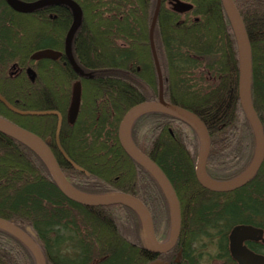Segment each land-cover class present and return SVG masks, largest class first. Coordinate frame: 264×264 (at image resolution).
<instances>
[{"label": "trees", "instance_id": "1", "mask_svg": "<svg viewBox=\"0 0 264 264\" xmlns=\"http://www.w3.org/2000/svg\"><path fill=\"white\" fill-rule=\"evenodd\" d=\"M72 1L82 11L71 46L75 70L68 64L61 68L71 24L66 8L19 14L0 0V63L5 64L0 95L20 110L57 109L64 119L58 140L66 159L54 145L55 118L21 116L1 103L0 118L43 141L50 139L48 146L62 174L77 191L91 196L126 194L140 200L159 241H165L170 215L163 192L117 140L126 112L158 98V73L149 42L155 0ZM182 1L194 5L185 16L167 9L161 0L152 34L164 100L193 113L205 126L210 141L208 178L232 181L246 171L254 154L252 129L237 98L234 36L220 0ZM232 1L248 36L250 99L264 130V0ZM43 50L60 53V62L39 61L36 81L30 84L26 66L33 63L32 54ZM13 62L20 66L16 76L9 75ZM76 84L81 87L80 106L69 124L65 116ZM130 137L164 173L180 204V234L168 254L147 250L134 210L85 207L68 200L37 155L1 134L0 219L35 240L46 264H150L159 258L166 264H192L194 245L204 249L215 238L224 257L226 235L233 225L264 229V160L246 186L217 194L197 183L198 139L179 120L163 113L142 114L132 122ZM0 264H35V260L22 243L0 231Z\"/></svg>", "mask_w": 264, "mask_h": 264}, {"label": "water", "instance_id": "2", "mask_svg": "<svg viewBox=\"0 0 264 264\" xmlns=\"http://www.w3.org/2000/svg\"><path fill=\"white\" fill-rule=\"evenodd\" d=\"M4 2L12 11L19 14H32L44 8L53 6L67 7L71 13V24L64 39V55L70 66L74 70L76 69V63L72 55L71 46L75 33L79 29L82 22V11L75 2H73L72 0H36L33 2H24L21 0H4ZM220 2L229 21L236 44L238 102L247 122L252 129L254 137V154L252 161L246 171L232 181L220 183L210 180L205 172V165L210 149L209 136L205 126L193 113L164 101L162 95L161 75L152 45V32L155 26L160 0H158L157 2V6L155 8L149 30L150 48L159 78L158 100L155 102H143L129 109L120 121L117 129V140L123 152L134 163L147 171L150 176L156 181L163 192L168 205L171 222L169 238L165 243L161 244L156 241L149 212L138 199L126 194L91 196L77 191L66 181L65 177L60 171L54 155L48 147V140L43 141L35 134L0 119V134L16 141L17 143L37 155L47 168L57 189L68 200L85 207L126 206L134 210L139 216L143 226L145 246L149 252L155 255L166 254L174 248L180 233V207L176 194L164 173L154 162H152L148 157L142 154L135 147L131 140L130 127L132 122L137 117L145 113H163L179 120L193 130V132L197 136L199 143L198 156L196 159L194 170L195 178L198 184L207 191L214 193H229L244 187L245 185L250 183L251 180H253V178L256 176L264 160L263 127L250 99L251 57L248 36L243 21L236 7L234 6L233 1L220 0ZM56 56L57 54L53 51L43 50L34 53L31 56V59H55ZM26 73L29 80L33 82L35 73L31 69H27ZM80 94V84H76L72 90L71 104L67 115V119L70 124H73L77 118L80 105ZM0 103H2L11 112L18 115L38 117L56 115L57 123L55 143L59 148L58 136L61 126V118L58 114H56L55 112L19 111L8 104L1 96ZM59 151L63 154L60 148ZM71 164L74 168L79 170V168L76 167L73 163ZM0 230L6 232L7 234L17 239L20 243H22L32 254L35 260V264H46L41 250L24 231L16 227L11 222L3 219H0ZM257 234L258 232L250 227L237 228L231 234L230 241L232 244H234V258L237 260L238 264H264V262L262 261L253 260V256L248 253L245 248L242 247V242L244 240L256 237ZM260 238L261 235H258V239ZM151 264L163 263L156 261Z\"/></svg>", "mask_w": 264, "mask_h": 264}, {"label": "flooded vegetation", "instance_id": "3", "mask_svg": "<svg viewBox=\"0 0 264 264\" xmlns=\"http://www.w3.org/2000/svg\"><path fill=\"white\" fill-rule=\"evenodd\" d=\"M160 3H161V0H160ZM156 6H157V0H155V7ZM56 7H59V6H56ZM165 7L167 9H169V10H172V12H175L176 14H179L181 16H185L186 14H188L190 12V10L194 7V5L193 4H190V3L187 4V2H184L182 0H165ZM63 8H66L70 12V10L67 7L63 6ZM70 16H71V13H70ZM62 52H63V56H64V61L61 60V68H65L66 64H68L69 66H70V64L68 63V61L66 60L65 55H64V45H63V51ZM56 54H57V56H56L55 59H50L49 58L47 60L54 61V62H58L61 59L60 57L62 55L60 53H56ZM31 56H30V60L33 63L31 65L26 66L25 75H26L27 80L30 82V84H33V83H35L36 78H37L36 70H35V68L37 67V63L39 61L45 60V59L32 60L31 59ZM56 65H59V64H56ZM31 66H33V67H31ZM45 67H47V68H56L55 66H45ZM59 67H60V65H59ZM1 68H5V64L0 63V71H1ZM9 68H11V70H12V71H9V73H10L9 75L10 76H16L20 72L19 69H18V68H20V66H18L17 63H14L13 62V64H11ZM28 68H30L35 73V78H34V81L33 82H31L29 80L28 76H27L26 70ZM1 97L3 98V96H1ZM51 98L55 100V97L54 96H51ZM7 103L10 104L9 102H7ZM11 106L13 108L19 110V111H24V112L31 111V112H33V110H30V109L29 110H26V109L20 110L19 108L15 107L13 105H11ZM40 112H55L61 118V125H62V123L64 121L63 115L57 109H55V110L53 109V110L40 111ZM65 115H66V113H65ZM21 116H23V115H21ZM49 117L55 118V123H57V116L56 115H49ZM0 119L3 120V121H5L2 118H0ZM65 119L69 123V121L67 119V115L65 116ZM49 143H50V141H49ZM54 145H55L57 151L59 152V148H61L60 147V144H59V148L57 147V145H56L55 142H54ZM240 227H250V228H252V229H254V230H256L258 232V234L256 235V237H253V238L244 240L242 242V247L245 248V250L248 251V253H250L253 256V260H258V261L264 262V229L261 228V227H254L252 225H247V224H241L240 223V224H236V225L231 226V228L228 231V234L226 235V246H225L226 249H225V256L224 257H221V255L219 254V252L217 250V243H216V239L217 238H215L213 240L214 242L212 241V243H211V248H213L212 249L213 250V255H210L209 254V251L204 250L205 248L203 249V248H199L198 247L197 249H195V251L193 253V256H192L193 257L192 258V264H238L237 260L234 258L235 257L234 244L231 243L230 236H231V234L233 233L234 230H236L237 228H240ZM258 235H261V238L260 239H258ZM204 245L206 246V244H204ZM168 253L169 252H167L166 254H168ZM166 254H164V255H166ZM207 256H209V257H207ZM157 260H159L162 263L166 264L165 260L162 259V258H159ZM153 262H156V260L153 261ZM186 262L184 261V263H186ZM257 264H259V263H257Z\"/></svg>", "mask_w": 264, "mask_h": 264}, {"label": "rangeland", "instance_id": "4", "mask_svg": "<svg viewBox=\"0 0 264 264\" xmlns=\"http://www.w3.org/2000/svg\"><path fill=\"white\" fill-rule=\"evenodd\" d=\"M169 6V5H168ZM146 87V86H145ZM153 222V221H152ZM153 228H154V226H153ZM159 228V227H158ZM161 229V228H160ZM154 235H155V239H156V241H158L159 239H160V237H159V232L157 231L156 233H155V231H154ZM167 240V239H166ZM165 240V241H166ZM165 241H163V242H165ZM159 242V241H158ZM162 241L160 242V243H163ZM205 244V243H204ZM201 245H203V243H201ZM199 247V244H196V245H194V248L196 249V248H198ZM213 248H211V246H207V247H205V249L204 250H207V251H209V254L210 255H213V250H212ZM203 250V251H204ZM207 257H209V256H207Z\"/></svg>", "mask_w": 264, "mask_h": 264}]
</instances>
